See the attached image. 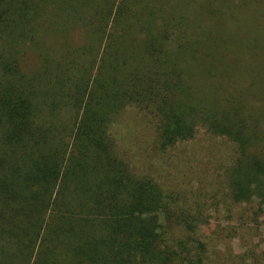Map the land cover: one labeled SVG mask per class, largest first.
<instances>
[{"label":"trees","instance_id":"1","mask_svg":"<svg viewBox=\"0 0 264 264\" xmlns=\"http://www.w3.org/2000/svg\"><path fill=\"white\" fill-rule=\"evenodd\" d=\"M227 1L0 0V264H246L211 261L108 133L127 105L163 150L202 127L237 146L231 200L264 203L260 54L220 31Z\"/></svg>","mask_w":264,"mask_h":264},{"label":"rangeland","instance_id":"2","mask_svg":"<svg viewBox=\"0 0 264 264\" xmlns=\"http://www.w3.org/2000/svg\"><path fill=\"white\" fill-rule=\"evenodd\" d=\"M237 1H231V6ZM225 5L220 31L242 41L247 55L260 54L261 87L264 0H242L239 10L228 1ZM30 64L31 61L28 68ZM254 66L259 67L256 63ZM248 72L251 73L249 68ZM249 101L254 109L261 105L259 97L251 96ZM261 126L264 127V120ZM108 133L134 174L152 177L177 200L176 205L199 215L201 223L192 238L204 244L211 261L245 253L246 264H264V257L260 256L264 251V203L256 198L250 203H234L225 182V171L237 156L235 143L198 127L191 140L163 150L156 142L155 119L134 105H127L112 118Z\"/></svg>","mask_w":264,"mask_h":264}]
</instances>
